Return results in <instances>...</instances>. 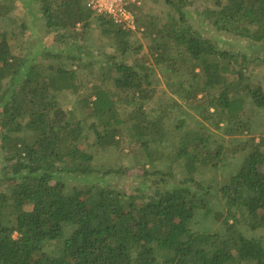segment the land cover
Here are the masks:
<instances>
[{
	"label": "trees",
	"instance_id": "obj_1",
	"mask_svg": "<svg viewBox=\"0 0 264 264\" xmlns=\"http://www.w3.org/2000/svg\"><path fill=\"white\" fill-rule=\"evenodd\" d=\"M21 2L65 46L33 48L0 32V264H264V124L260 140L253 137L239 149L243 160L227 176L220 170L228 160L225 150L210 149L208 135L191 137L183 114L174 137L164 129L170 111L182 102L204 118L214 117L217 126L226 123L228 128L237 119L236 130L249 129L246 114L264 111V89L246 82L252 61L248 55L205 37L192 20L190 0H166V21L147 31L152 64L125 59L142 49L133 40L143 25L139 7L132 29L96 13L86 0ZM214 4L200 12L205 21L218 30L264 41V0ZM15 7L14 0H0V17ZM95 22L112 53L83 51ZM82 53L97 63L107 61L105 68L115 73L114 86L93 84L70 110L62 106L59 94L79 92L77 70L38 59L65 54L77 60ZM154 66L186 75L170 82L182 102L150 106L158 91ZM125 127L149 164L168 159L152 173L160 176V183L151 191L144 183L128 192L108 184L104 174L100 178L105 184L96 182L95 155L118 146ZM176 137L175 151L166 155L165 143ZM204 167L215 170L210 180L197 176ZM145 174L151 173L146 169ZM215 190L228 213L223 227L194 229L198 212L210 213Z\"/></svg>",
	"mask_w": 264,
	"mask_h": 264
},
{
	"label": "rangeland",
	"instance_id": "obj_2",
	"mask_svg": "<svg viewBox=\"0 0 264 264\" xmlns=\"http://www.w3.org/2000/svg\"><path fill=\"white\" fill-rule=\"evenodd\" d=\"M190 1L191 4L188 6V9L192 15V20L196 22V27L202 31L205 37L214 40L219 47L246 53L250 60H252L246 67V82L252 85V87L261 86L264 89V41L255 42L248 38L218 30L210 22L205 21L203 14L200 15V12L207 8H214V0ZM14 3L16 7L13 9V13L6 17H0V32H7L10 36L15 35L11 38L14 42L20 44L21 40H23L26 45L32 46L33 48L41 45L45 49L56 50L59 47L63 48L65 46L64 41L57 42L56 32L49 31L43 25L42 20L35 21L36 19L34 16L28 13L26 8L22 6L21 0H14ZM169 10L170 6L167 4L166 0L142 1V5L137 11L143 25L140 26V29L137 28L133 39L138 45L142 44V49L132 56H126L125 59L127 62L133 63V60H135L134 58L137 57L138 61L142 63L152 64V61L147 56L148 46L150 44L149 32L147 31L151 29L153 24L159 25L165 22ZM21 22L28 24L27 27L23 28L20 26ZM201 22H203V24ZM77 27L78 30L82 29L81 24H78ZM69 40L73 41L74 38H69ZM84 44L85 48L83 51H92L94 55L99 53L98 49H105L108 50V52H113V48L107 44V38L101 34L96 22L92 24L85 35ZM77 50L78 49L75 51L77 52ZM119 59L120 58H118V60ZM38 60L47 64H51L52 62H55L57 65L67 63L77 70L76 79L81 85L79 92L72 93L65 90L59 94V100L66 109H74L79 104L80 100L91 92L93 84H99L110 89L114 86L113 78L115 73L105 68L107 61L97 63L84 53L80 54L77 60L68 59L65 54L60 59L56 60L45 59L44 57H39ZM185 77V74L181 77L171 75L164 71L163 67L154 66L152 78L154 79L158 91L155 99L150 103V106L159 108V103L170 102L172 100L182 102L180 95L174 91L170 82L184 79ZM209 102L211 103V101ZM210 110L214 111L215 107L211 106ZM170 114L171 117L165 120L164 129L172 137L177 133L175 129L177 119L183 114L186 118L185 129L190 132L191 137L194 135H208V147L210 149L216 150L221 146L222 150H225L226 160H228L226 167L220 169L223 176H227L239 167L243 160V153L240 152L239 149L253 137L256 141H259L262 131L260 126L264 124V111H260L259 113L250 111V113L246 114V118L251 119L252 125L249 129L244 130V132L236 130L237 119L231 120V125L230 127L228 126V128H225L226 123H221L217 126L214 117L204 118L199 113L194 112L193 109L187 108L184 102H182L181 108L178 105L174 106ZM93 138L94 134L91 133V142ZM119 139L120 142L118 146L110 147L95 155L94 164L97 168L96 182L98 184H105L104 180L100 178L101 174H104L108 184L124 187L128 192L136 186H143L144 183L148 185L147 191H151L152 185L155 186L160 183V176L152 173L158 172L157 170L164 168L166 165L165 162L168 159H164V164L162 165L149 164L140 144L136 141V138L131 137L127 127H125ZM177 139L178 137L174 138L172 142L170 141L169 145L165 143L166 155L175 151L176 145L174 141ZM232 151H236L235 154L231 155ZM146 169L151 173L149 176L145 174ZM214 174L215 170L213 167H204L200 169L197 176L202 180H210ZM173 181L175 182L176 180L172 179V182ZM162 185L161 183V186ZM216 192L217 190H215V195L213 199H211L210 213L207 214L203 212V210H200L193 224L194 229L214 231L223 227L224 217L228 213L221 199V195ZM246 228L247 227L242 226L243 231H245ZM248 233L255 234L256 231H248ZM257 233H262V231H258Z\"/></svg>",
	"mask_w": 264,
	"mask_h": 264
},
{
	"label": "built area",
	"instance_id": "obj_3",
	"mask_svg": "<svg viewBox=\"0 0 264 264\" xmlns=\"http://www.w3.org/2000/svg\"><path fill=\"white\" fill-rule=\"evenodd\" d=\"M143 0H86L89 8L96 13L105 14L122 24L124 28H136V8Z\"/></svg>",
	"mask_w": 264,
	"mask_h": 264
}]
</instances>
